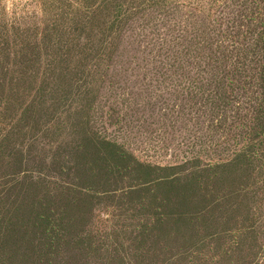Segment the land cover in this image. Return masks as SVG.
I'll list each match as a JSON object with an SVG mask.
<instances>
[{
  "label": "rangeland",
  "instance_id": "1",
  "mask_svg": "<svg viewBox=\"0 0 264 264\" xmlns=\"http://www.w3.org/2000/svg\"><path fill=\"white\" fill-rule=\"evenodd\" d=\"M200 3L0 0V264H264L257 9Z\"/></svg>",
  "mask_w": 264,
  "mask_h": 264
},
{
  "label": "trees",
  "instance_id": "2",
  "mask_svg": "<svg viewBox=\"0 0 264 264\" xmlns=\"http://www.w3.org/2000/svg\"><path fill=\"white\" fill-rule=\"evenodd\" d=\"M202 3L200 9L203 11H208L210 10V8H213V6H216L220 1L219 0H201ZM224 1L226 0H222V2H220L219 4H223ZM253 3L255 4V7L257 9V13L256 15H249V20L251 21H255L256 22V27H258L260 29V31H262L259 33L260 39L261 41L263 40V46H264V0H252ZM34 58L31 60L29 59L27 65H26V69L33 67V64L36 63L35 60L38 61V57L39 54H37L35 52V50L32 52ZM3 64H6V62H2ZM0 71L2 73H4V70L2 68H0ZM1 86H3L1 84ZM1 93V91H0ZM106 146H110V147H114L113 145L110 144H106ZM111 156L114 158L115 161H117L120 165L121 170V175L120 176H126V174H129V176H134V174H142V176L145 179H154L153 181L150 182V184H152V182L156 185H163L164 181L160 178V176L158 174L162 173V172H169V171H173L174 168H160V167H151V166H147V165H143L141 163H138L135 161V159H133L131 156H129L127 153L125 152H111ZM240 158H245V160H247L249 163H252L254 161H256V154L253 153L250 150H247V152L245 153H241L237 156L236 160L240 159ZM132 160V162H131ZM138 163V164H137ZM172 183L175 184V181H172ZM146 184H144V186H146ZM44 224L46 226V231L47 233H52V222L48 219H44Z\"/></svg>",
  "mask_w": 264,
  "mask_h": 264
}]
</instances>
